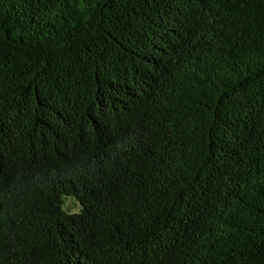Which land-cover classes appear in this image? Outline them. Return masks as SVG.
I'll use <instances>...</instances> for the list:
<instances>
[{"label":"trees","instance_id":"16d2710c","mask_svg":"<svg viewBox=\"0 0 264 264\" xmlns=\"http://www.w3.org/2000/svg\"><path fill=\"white\" fill-rule=\"evenodd\" d=\"M0 264H264V0H0Z\"/></svg>","mask_w":264,"mask_h":264},{"label":"rangeland","instance_id":"374dc122","mask_svg":"<svg viewBox=\"0 0 264 264\" xmlns=\"http://www.w3.org/2000/svg\"><path fill=\"white\" fill-rule=\"evenodd\" d=\"M64 208L66 211L71 213H78L80 211V206L74 199L67 197L64 202Z\"/></svg>","mask_w":264,"mask_h":264}]
</instances>
